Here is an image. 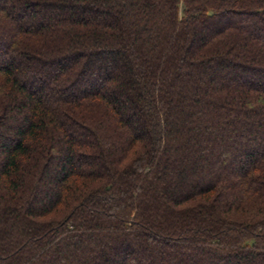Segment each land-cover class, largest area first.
Here are the masks:
<instances>
[{
	"label": "trees",
	"instance_id": "16d2710c",
	"mask_svg": "<svg viewBox=\"0 0 264 264\" xmlns=\"http://www.w3.org/2000/svg\"><path fill=\"white\" fill-rule=\"evenodd\" d=\"M248 20L264 0H0V264H264V139L220 134H264ZM208 132L244 164L176 196L172 159Z\"/></svg>",
	"mask_w": 264,
	"mask_h": 264
},
{
	"label": "rangeland",
	"instance_id": "374dc122",
	"mask_svg": "<svg viewBox=\"0 0 264 264\" xmlns=\"http://www.w3.org/2000/svg\"><path fill=\"white\" fill-rule=\"evenodd\" d=\"M51 13H53V15L58 14L59 17H63L64 16V12H59L57 10L52 11ZM50 13V14H51ZM42 21V19H39L38 21H35L34 24H40ZM249 21V20H248ZM249 26L256 31V33L258 34V36H263L264 38V32H260L259 33V29L260 27L257 25V23L255 21H249L246 23H243V25H240V27H244V28H249ZM208 29H210L207 25L204 26H200L198 29V39L205 38L208 34ZM209 69H207L208 71ZM49 71V67H46V69L44 70L42 74H44V76L47 75ZM206 70L203 72L198 73L197 77L198 79L195 77L192 81H189L187 86H183V89L185 92V94L189 93V95H193L194 91L197 89L198 85L200 86L201 83H199L198 81L203 80L204 78H206L208 75L212 76L211 73L212 71L210 70V72H207ZM216 74V78L217 80L223 82V81H227L228 78L230 79L232 77V75H237L239 80L241 79V74L239 73V70H234V69H222L218 72H214ZM233 73V74H232ZM208 74V75H207ZM215 76V75H213ZM241 81V80H240ZM30 84V82H29ZM178 85H181L178 84ZM177 89V86L175 87ZM175 89V90H176ZM179 89H177L175 92H178ZM199 94H201L199 92ZM189 104L191 105V100L188 101ZM170 104L175 105L177 107H182L183 108V104L180 102V100H178V97H176V99L174 100L172 97L170 98ZM221 117V116H220ZM231 119L233 120V122L235 121V119L232 116H224L223 119ZM172 120H175L176 123H182L181 120L179 119V117H171ZM260 121V118L258 119ZM195 121V119H194ZM19 123V122H18ZM184 124L187 125V121L186 119L184 120ZM235 131H231L230 128L228 129H222L221 131V135L222 138L227 142V140H232L234 138L239 139V136L241 135V133H248L247 135L250 137H259V138H263L264 139V134H263V130L258 131V129L253 125V122H242L239 124V126L237 128H235ZM209 133V132H208ZM211 133H209V135L207 134H203L204 138H210L205 144H202V148L198 149L197 145L200 142L201 136L198 135L197 133L195 135H193L194 141L192 142V147H187L183 149H179V152L177 153V157H173V165H172V169L174 170H182L184 172V174L182 176H178V177H173L170 176V188L174 191L176 196H182L194 189H198V188H202L205 185L209 184L211 182V180L215 177L224 175V176H232V174H234L235 171H237L240 167L243 166L244 164V160H245V155L244 152H238L236 153L234 150L231 149H226L224 147L225 144H218V141L215 139H213V137L210 135ZM245 134V133H244ZM211 136V137H210ZM247 136V137H248ZM186 140V139H185ZM178 142V141H177ZM177 142L173 143L174 146H177ZM180 142V140H179ZM198 143V144H197ZM260 152H264V142L261 145V150ZM61 158V157H60ZM201 161H204V165L201 168H197V164ZM60 161L57 160L53 166H52V172L53 170H57V166H59ZM49 189L48 186H44L40 192L39 198L43 197V193L47 192ZM44 191V192H43ZM175 253V252H174ZM170 257H172V255H170ZM175 258V257H174ZM154 259V263L153 264H162V262L160 259L157 260L155 258ZM111 261V259H110ZM113 264V262H112ZM176 264V262H175Z\"/></svg>",
	"mask_w": 264,
	"mask_h": 264
}]
</instances>
